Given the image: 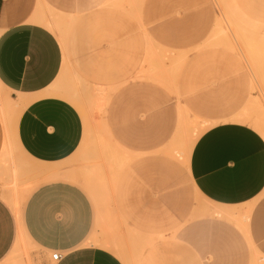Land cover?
<instances>
[{
	"label": "rangeland",
	"instance_id": "rangeland-1",
	"mask_svg": "<svg viewBox=\"0 0 264 264\" xmlns=\"http://www.w3.org/2000/svg\"><path fill=\"white\" fill-rule=\"evenodd\" d=\"M96 4L95 9L63 10L40 0L36 10L38 20L50 22L47 27L38 21L54 34L63 52L52 89L77 94L81 108L67 101L85 125L82 144L57 170L72 173L89 189L99 210L93 241L123 264L174 260L192 264V252H171L179 225L201 220L242 228L256 214L264 223V188L240 207H217L196 194L187 169L196 139L232 115L241 114V121L264 137V0H99ZM174 18L183 23H167ZM129 86H135L139 106L133 116L139 123L152 125L157 112L169 121L166 134L154 132L153 147L147 152H130L124 147L128 142L109 126L115 99L124 102ZM5 110L1 107V115ZM128 115L123 112L122 124ZM156 123L155 129L160 126ZM4 160L6 167L12 166L13 180L3 187L2 196L14 209L19 197L14 193L50 172L24 165L29 162L20 157L15 162ZM142 160L149 162L150 176L169 180V228L115 225V183L135 176L132 163ZM183 206L186 211L179 223L175 215ZM210 211L214 213L208 215ZM226 211L238 216L231 218ZM17 244L11 264H43L34 248L22 241Z\"/></svg>",
	"mask_w": 264,
	"mask_h": 264
},
{
	"label": "crops",
	"instance_id": "crops-1",
	"mask_svg": "<svg viewBox=\"0 0 264 264\" xmlns=\"http://www.w3.org/2000/svg\"><path fill=\"white\" fill-rule=\"evenodd\" d=\"M47 1L63 10L99 6V0ZM39 3L0 0V109H6L4 116L0 112V264H11L17 241L34 248L43 264H123L93 241L100 225L99 210L89 189L76 182L72 173L57 170L82 144L85 125L70 103L81 108L77 94L70 89L59 93L52 89L63 64V52L57 38L45 27H50V22L37 19ZM167 23L183 22L174 18ZM134 88L128 87L124 102L115 99L109 126L128 142L124 147L130 152H147L153 147L154 132L166 134L169 121L157 112L152 125L139 123L133 116L139 106ZM123 112L129 115L122 124ZM240 115L205 130L187 156L196 194L217 207H240L264 188V139L241 121ZM154 122L160 124L157 129ZM9 157L14 162L23 158L29 162L24 165L50 172L15 198V211L2 196L6 192L3 187L13 180L12 166L3 163ZM148 165L147 160L134 161L136 175L115 183L112 213L117 228L170 227L169 180L150 176ZM185 211V206L178 207L175 220L180 223ZM226 212L231 218L238 216ZM214 216L219 217V213ZM178 228L171 252H192V264H264L260 214L242 228L201 220ZM53 253L59 254L57 260L51 259Z\"/></svg>",
	"mask_w": 264,
	"mask_h": 264
},
{
	"label": "bare ground",
	"instance_id": "bare-ground-1",
	"mask_svg": "<svg viewBox=\"0 0 264 264\" xmlns=\"http://www.w3.org/2000/svg\"><path fill=\"white\" fill-rule=\"evenodd\" d=\"M263 138H264V137H263ZM6 141H8V140H6ZM6 141H5V143H6ZM6 145H8V144H6ZM6 145L4 146L3 151L5 150ZM29 187H30V186H28L24 191H21V192H19V193H14V195H19V194L25 193V191H26Z\"/></svg>",
	"mask_w": 264,
	"mask_h": 264
},
{
	"label": "built area",
	"instance_id": "built-area-1",
	"mask_svg": "<svg viewBox=\"0 0 264 264\" xmlns=\"http://www.w3.org/2000/svg\"><path fill=\"white\" fill-rule=\"evenodd\" d=\"M58 258H59V254H57V253L51 254V259L52 260H57Z\"/></svg>",
	"mask_w": 264,
	"mask_h": 264
}]
</instances>
